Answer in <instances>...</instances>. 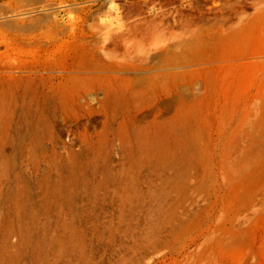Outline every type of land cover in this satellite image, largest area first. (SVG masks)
<instances>
[{"label": "rangeland", "instance_id": "obj_1", "mask_svg": "<svg viewBox=\"0 0 264 264\" xmlns=\"http://www.w3.org/2000/svg\"><path fill=\"white\" fill-rule=\"evenodd\" d=\"M0 264H264V0H0Z\"/></svg>", "mask_w": 264, "mask_h": 264}]
</instances>
